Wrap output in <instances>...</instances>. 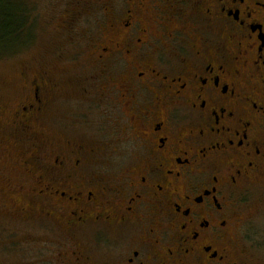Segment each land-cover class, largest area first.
Here are the masks:
<instances>
[{
    "label": "flooded vegetation",
    "instance_id": "1",
    "mask_svg": "<svg viewBox=\"0 0 264 264\" xmlns=\"http://www.w3.org/2000/svg\"><path fill=\"white\" fill-rule=\"evenodd\" d=\"M70 5V58L86 70L63 100L41 73L12 126L28 141L50 104L76 103L56 132L94 120L95 142L68 136L53 161H24L20 212L49 252L34 264H263L250 251L263 244L264 0Z\"/></svg>",
    "mask_w": 264,
    "mask_h": 264
},
{
    "label": "rangeland",
    "instance_id": "2",
    "mask_svg": "<svg viewBox=\"0 0 264 264\" xmlns=\"http://www.w3.org/2000/svg\"><path fill=\"white\" fill-rule=\"evenodd\" d=\"M24 6L28 10L26 46L15 54L0 56V264H34L36 258L44 259L49 255L43 244L47 242L42 237L44 235L39 234L33 220L25 221L20 212L21 208L30 204L28 195L31 196L34 188L33 175L27 171L24 161L31 155L41 161H53L56 153L51 142L65 141L68 136L72 137L70 140L86 141L91 126L97 124V121L91 120L89 126L84 123L68 133L63 130L56 132L67 120L76 119L74 116L82 112L83 106L79 108L81 105L76 103H60L57 106L55 102L32 121L28 141L20 138L13 128L14 112L32 95L34 81L41 73L46 74L49 86L59 81L60 98L63 100L68 95L67 91L77 86L78 76L86 70L78 66L83 63L88 65L85 56L72 61L67 35L71 32L69 29L65 31L72 13L79 11L81 5H70V0H24ZM15 9L12 6L8 10L12 14ZM57 18L60 19L58 24ZM93 22H89L91 31H95ZM89 139L95 142L93 137ZM258 193L259 199L263 200L264 192ZM260 208L257 202L250 206L251 211ZM254 232L251 236L263 244L250 253L264 264L262 219L257 221Z\"/></svg>",
    "mask_w": 264,
    "mask_h": 264
},
{
    "label": "trees",
    "instance_id": "3",
    "mask_svg": "<svg viewBox=\"0 0 264 264\" xmlns=\"http://www.w3.org/2000/svg\"><path fill=\"white\" fill-rule=\"evenodd\" d=\"M12 6L16 9L10 14L8 9ZM27 23L28 10L24 0H0V56L15 54L24 49L29 32Z\"/></svg>",
    "mask_w": 264,
    "mask_h": 264
}]
</instances>
